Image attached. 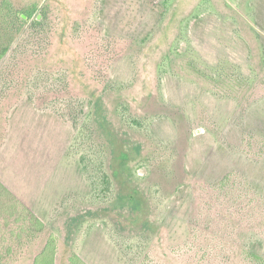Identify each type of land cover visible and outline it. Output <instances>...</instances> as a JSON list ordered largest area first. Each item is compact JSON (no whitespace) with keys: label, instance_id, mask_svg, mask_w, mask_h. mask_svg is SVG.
I'll use <instances>...</instances> for the list:
<instances>
[{"label":"rangeland","instance_id":"obj_1","mask_svg":"<svg viewBox=\"0 0 264 264\" xmlns=\"http://www.w3.org/2000/svg\"><path fill=\"white\" fill-rule=\"evenodd\" d=\"M7 2L0 263L264 264V0Z\"/></svg>","mask_w":264,"mask_h":264},{"label":"trees","instance_id":"obj_2","mask_svg":"<svg viewBox=\"0 0 264 264\" xmlns=\"http://www.w3.org/2000/svg\"><path fill=\"white\" fill-rule=\"evenodd\" d=\"M5 3H8L5 0ZM0 12L2 10L0 9ZM13 19L15 21L13 25L16 26V32H18L21 27L25 24L24 17L16 11H10L7 16V20ZM7 20L5 22H7ZM40 26V27H39ZM33 28H41V22L36 19L35 23H32ZM2 28H0V63L5 55L8 53L10 44L4 45V41L2 40ZM37 31V30H35ZM9 31H7V35ZM15 39V36H9V43H11ZM233 178V174H227L223 179L219 182V187L224 186L226 183L231 181ZM7 213L9 217H13V227H10V233L16 235L17 238H21L23 236H31L32 238L38 237L40 234L47 232V225L31 210H29L25 205L18 202L14 199L11 191L0 181V213ZM11 218L3 219L4 228L9 227L12 223ZM3 235V234H2ZM57 240L58 238L54 233L49 232L45 245L42 251L37 254L34 258V264H55V258L57 254ZM10 251V249L8 250ZM254 257L258 258V254H254ZM70 264H87L79 254L73 252L68 257ZM1 264V263H0Z\"/></svg>","mask_w":264,"mask_h":264}]
</instances>
